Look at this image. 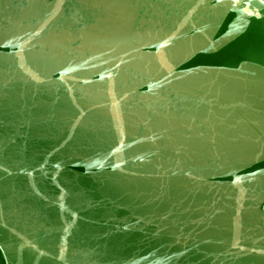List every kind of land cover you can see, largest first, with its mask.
Returning a JSON list of instances; mask_svg holds the SVG:
<instances>
[{
	"label": "water",
	"instance_id": "95a60500",
	"mask_svg": "<svg viewBox=\"0 0 264 264\" xmlns=\"http://www.w3.org/2000/svg\"><path fill=\"white\" fill-rule=\"evenodd\" d=\"M0 264H264V0H0Z\"/></svg>",
	"mask_w": 264,
	"mask_h": 264
}]
</instances>
